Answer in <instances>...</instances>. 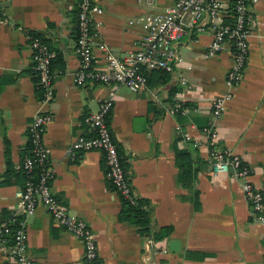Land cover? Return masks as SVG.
Segmentation results:
<instances>
[{"label": "crops", "instance_id": "obj_1", "mask_svg": "<svg viewBox=\"0 0 264 264\" xmlns=\"http://www.w3.org/2000/svg\"><path fill=\"white\" fill-rule=\"evenodd\" d=\"M93 1L101 9L94 16L96 41L121 58L137 47L143 17L163 12L174 0ZM75 7L76 0H0V182L8 181L0 185V225L16 209L20 190L16 177H5L7 156L16 168L27 124L45 111L51 116L42 136L51 192L91 229L104 264H142L148 237L157 251L153 264H263L264 224L255 221L230 169L212 173L201 129L210 118L211 99L230 90L216 120L217 146L242 157L253 186L264 195V0L252 3L247 59L232 87L225 83L230 51L207 55L209 32L191 28L180 38L179 61L164 82L151 74L139 91L117 88L108 127L133 194L147 201L140 207L148 210L147 230L141 232L132 219H119L121 201L105 176L101 152L65 153L83 131V116L95 111L111 88L74 83ZM181 20L188 26V13ZM32 31L54 56L48 101L36 97L27 39ZM177 100L184 111L168 113ZM161 227L170 228L167 236L153 239ZM25 231L28 264H82L79 239L40 204L25 217ZM170 240L177 241L175 251L168 248ZM7 251L0 243V264H21Z\"/></svg>", "mask_w": 264, "mask_h": 264}, {"label": "built area", "instance_id": "obj_2", "mask_svg": "<svg viewBox=\"0 0 264 264\" xmlns=\"http://www.w3.org/2000/svg\"><path fill=\"white\" fill-rule=\"evenodd\" d=\"M137 2L141 0H136ZM151 4V0H143ZM255 0H174L163 12L148 13L143 17L142 35L137 47L119 58L101 41H96L94 16L101 9L93 0H76L75 55L78 67L74 73L75 85L85 82L110 85L107 95L99 102L95 111L87 112L83 118V131L76 135L65 150L73 156L76 151L98 150L104 163V173L113 191L130 204L135 203L121 157L108 127V114L113 105L116 90L125 87L136 92L145 87L146 72L161 70L171 73L179 61L177 44L182 35L193 28L197 32L208 31L210 41L206 54L214 56L225 48L230 51L232 65L227 71L225 83L228 88L239 80L247 59V38L252 22V3ZM188 13V26L182 23V15ZM232 19V22L230 20ZM28 46L31 51L32 71L36 84L41 88V101H48L53 92V74L50 70L52 52L41 39L29 34ZM180 83H183L180 80ZM231 97L230 90L214 96L210 101V118L201 132L207 146V155L211 160L212 173L230 169L238 181L245 201L248 203L256 222L264 224V195L257 190L250 177V169L242 157L219 149L216 142V120L221 116L224 103ZM181 101H174L168 113L183 112ZM51 116L45 111L36 112L26 127V139L29 152L35 162L45 165L47 151L42 142L45 126ZM180 132L179 127H176ZM187 140L189 137L181 133ZM33 160L25 156L22 168L29 173ZM51 167L49 162L41 168L36 182H25L17 193V207L10 216H20L18 228L13 235V243L8 245V255L21 264H28L24 258L26 248L25 217L31 215L40 204L51 219L64 230L79 239L82 245V264H104L98 255L97 246L91 229L80 217L70 214L58 204L50 188ZM5 224L0 225V243L5 244L2 232ZM152 239L147 238L141 252L142 264H153L157 251L152 249ZM264 264V254H263Z\"/></svg>", "mask_w": 264, "mask_h": 264}, {"label": "trees", "instance_id": "obj_3", "mask_svg": "<svg viewBox=\"0 0 264 264\" xmlns=\"http://www.w3.org/2000/svg\"><path fill=\"white\" fill-rule=\"evenodd\" d=\"M76 13H77V7H75L72 10V14H73V18H74L75 38L77 37ZM230 22H232V19L230 20ZM30 33L38 36L41 39V41L48 47V45L45 43V41L43 40L42 36L39 33L35 32V31H32ZM49 50H50V48H49ZM53 60H54V56H52L51 61H50V70H51L52 74H53V71H52ZM151 74H154V76L158 77L159 78L158 81L161 83L164 82V79L166 80V78H167L166 77L167 73H165L161 70H150V71L146 72L147 79H148V77H150ZM33 80L35 81L36 97L40 100L42 98L41 88L36 84V78ZM53 80H54V74H53ZM29 147H30L29 141L26 139L25 145L20 150V160H19L18 166L16 168L12 167L11 163L9 162L8 156H7V160H6L7 170L5 173V175H6L5 177H11V176L16 177L17 183L19 184L20 188H22L24 183L27 181L31 182V183L36 182L39 178L41 168L44 167L46 165V163L48 162V158L46 159L45 165H44V163L39 164V163L35 162L33 155L29 152ZM217 147H219V149H222L220 146H217ZM25 156L30 157L31 160L34 161L33 162V168L31 169V171L28 174L25 173V170L22 168L23 158ZM121 164L123 166L122 161H121ZM7 182L8 181L5 178V179L1 180L0 185H3ZM119 198L121 201V211H120V214L118 216L119 219H132L134 224L138 228L139 232L146 231L147 230V224H148L146 216H147L148 210L147 211L142 210V209H140V207L144 204H147V201L146 200H140V199H137L135 197V199H134L135 203L130 204L127 200H124L121 197H119ZM19 219H20V216L11 217L10 213H6L5 220L2 222V224H5V227L3 228V232H2V239L4 240L5 244L11 245L13 243V235H14L16 229L18 228V220ZM169 229H170L169 227L159 228L158 231L153 233V239L158 240V239H161L163 236H167Z\"/></svg>", "mask_w": 264, "mask_h": 264}, {"label": "water", "instance_id": "obj_4", "mask_svg": "<svg viewBox=\"0 0 264 264\" xmlns=\"http://www.w3.org/2000/svg\"><path fill=\"white\" fill-rule=\"evenodd\" d=\"M168 248L170 251H175L177 248V241L176 240H170L168 243Z\"/></svg>", "mask_w": 264, "mask_h": 264}]
</instances>
